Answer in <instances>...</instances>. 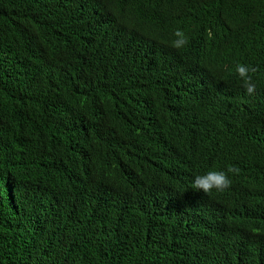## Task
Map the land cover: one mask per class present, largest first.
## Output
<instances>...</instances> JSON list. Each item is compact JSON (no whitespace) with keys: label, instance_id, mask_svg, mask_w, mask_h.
Wrapping results in <instances>:
<instances>
[{"label":"trees","instance_id":"1","mask_svg":"<svg viewBox=\"0 0 264 264\" xmlns=\"http://www.w3.org/2000/svg\"><path fill=\"white\" fill-rule=\"evenodd\" d=\"M0 264H264V0H0Z\"/></svg>","mask_w":264,"mask_h":264},{"label":"clouds","instance_id":"2","mask_svg":"<svg viewBox=\"0 0 264 264\" xmlns=\"http://www.w3.org/2000/svg\"><path fill=\"white\" fill-rule=\"evenodd\" d=\"M177 37L176 40L172 42V46L181 49L187 43V37L185 33L177 29L174 33ZM209 37L212 33L209 31ZM257 71L256 67H249L244 64L236 65V73L243 80V86L246 90V93L252 95L256 91V84L252 81V76L249 74L255 73ZM239 169L236 166H229L227 171H202L195 176L193 180V189L203 191L205 194L223 192L231 186V179L229 178L228 173H238Z\"/></svg>","mask_w":264,"mask_h":264}]
</instances>
